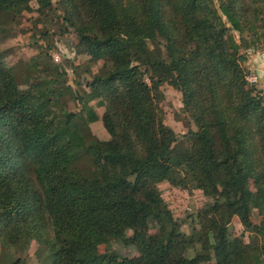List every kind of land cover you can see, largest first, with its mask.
<instances>
[{"label": "trees", "instance_id": "1", "mask_svg": "<svg viewBox=\"0 0 264 264\" xmlns=\"http://www.w3.org/2000/svg\"><path fill=\"white\" fill-rule=\"evenodd\" d=\"M32 1L52 6L0 0V11L17 16ZM62 1L81 39L77 48L106 60L91 86L108 93L103 123L111 140L92 134L101 118L88 102L71 123L57 112L59 67L23 90L0 52L3 246L47 244L51 264H264V97L247 87L241 53L246 33L264 45V0ZM165 84L182 93L196 125L188 152H175L177 135L155 101ZM91 149L103 166L89 162ZM164 182L193 184L215 199L199 211L197 259L187 256L190 242L178 229L150 231L163 209ZM235 217L254 234L252 244L230 237ZM112 241L135 245L139 258L97 253Z\"/></svg>", "mask_w": 264, "mask_h": 264}, {"label": "rangeland", "instance_id": "2", "mask_svg": "<svg viewBox=\"0 0 264 264\" xmlns=\"http://www.w3.org/2000/svg\"><path fill=\"white\" fill-rule=\"evenodd\" d=\"M66 14V6L62 0H52V6L48 9H43L36 1H32L30 9L17 16L0 11V52L4 65L13 70L20 89L23 90H27L31 82L49 77L45 70L50 72V67H59L62 76L56 90L59 95L57 112L71 123L82 112L85 102H88L101 118L90 125L92 134L100 141H109L111 136L103 123V115L109 105V98L106 97L108 93L91 86L94 77L102 73L106 60L101 57L95 60L77 48L81 39L75 28L65 20ZM235 35L243 43L239 34ZM254 38L249 33L244 35L245 45L242 46L241 53L247 58L242 66L246 71L247 87L254 89V94L261 93L264 97V45L262 41L254 44ZM157 42H160L159 47L165 55L166 40L160 38ZM148 47L153 50L155 44L149 41ZM150 79L147 74L145 82L152 87ZM252 79L257 81L252 82ZM155 101L161 110L163 123L177 135L175 152H188L194 141L190 132L196 130V125L185 109L182 93L172 85L165 84L160 87V95ZM100 102L105 104L101 106ZM89 162H93L95 166L104 165L97 149H91ZM158 187L164 205L160 215L150 219V231L168 236L173 229H178L190 242L187 256L197 259L203 252L198 242V237L202 235L199 211L214 203L215 199L193 184L183 187L164 182ZM252 219L256 224L263 222L257 210H253ZM229 228L232 239L242 244L254 242V234L244 231L238 217L233 218ZM131 235L132 232H128V236ZM106 252L117 253L126 262H134L140 256L135 245L121 241L98 245V254ZM49 255L48 245L36 240H32L27 248L13 249L5 248L0 241V264H51L48 261ZM214 262L215 258L212 260Z\"/></svg>", "mask_w": 264, "mask_h": 264}, {"label": "built area", "instance_id": "3", "mask_svg": "<svg viewBox=\"0 0 264 264\" xmlns=\"http://www.w3.org/2000/svg\"><path fill=\"white\" fill-rule=\"evenodd\" d=\"M257 81V79H252V82H256Z\"/></svg>", "mask_w": 264, "mask_h": 264}]
</instances>
